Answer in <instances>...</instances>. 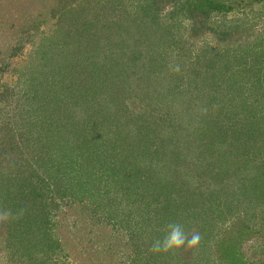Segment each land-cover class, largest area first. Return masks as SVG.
Instances as JSON below:
<instances>
[{"label": "trees", "instance_id": "1", "mask_svg": "<svg viewBox=\"0 0 264 264\" xmlns=\"http://www.w3.org/2000/svg\"><path fill=\"white\" fill-rule=\"evenodd\" d=\"M142 1L140 15L110 21L104 37L91 30L57 29L38 44L37 73L50 76L45 84L64 95L32 99L35 113L26 120L16 115V135L11 129V139L1 144L7 157L0 163V210L13 214L0 220V259L7 257L8 264L22 253L32 259L58 248L49 211L57 197L94 199L96 210L102 204L117 207L123 217L114 226L124 228L129 246H137L143 234L148 238L145 249L139 246L146 258L138 255L141 250L131 254L142 264L163 258L166 264H242L243 259L264 264V243L261 249L250 247L249 254L242 251L250 240L264 239V76L249 80V93L240 95L235 112L231 108L240 92L224 91L217 85L223 79L216 76L192 78L196 95L178 91L172 103L181 101L179 107L157 106L159 96L180 80L167 74L168 63L155 58L176 20L174 11L163 16L165 7L187 8L189 37L196 39L209 30L210 13L231 10V0ZM217 62L197 66L213 70ZM204 80L219 88L206 91ZM225 92L231 97L226 99ZM126 93L144 103L145 112L126 113ZM62 108L65 113L56 117ZM236 213L240 217L222 231L220 222ZM257 219L259 228L250 223ZM173 221L189 233L199 232V245L171 256L150 252L152 241L162 239Z\"/></svg>", "mask_w": 264, "mask_h": 264}, {"label": "rangeland", "instance_id": "2", "mask_svg": "<svg viewBox=\"0 0 264 264\" xmlns=\"http://www.w3.org/2000/svg\"><path fill=\"white\" fill-rule=\"evenodd\" d=\"M239 1L231 0L228 5H231V10L225 13L211 12L206 21L209 30L196 39L189 37L192 22L186 19L187 8L185 6L183 8V5L179 7L178 4H169L165 7L163 16H168L174 11L173 17L176 20L174 19L175 23L171 30L172 35L169 36V40H161L159 44L161 53L155 55V58L168 63L169 71L167 73L165 70V74L180 80L172 84V88L168 89L171 90L168 95L164 94L161 98L159 96L158 107L163 109L168 106L179 107L181 101L175 102L174 105L172 98L183 88L189 90L188 98L191 95L195 96L196 94L192 93L195 88H190L189 85V81L194 77L201 81L208 76L221 78L223 80L217 79L219 87L224 86V91L230 89L234 94L240 92V96L243 92L244 95L249 93L246 89L249 80L264 76V0L249 6L244 3L252 0H242L243 4ZM145 5L146 2L142 0H0V163L4 164L7 157L2 155L1 144L5 139H11V129H15L16 135V115L20 113L25 117L18 118V121L26 120L29 115L35 113L36 102L42 101L47 95L60 98L64 95L62 90L56 91L45 84L47 80H51L50 76L43 77L37 73L39 63L35 54L40 41L57 29L91 30L104 37L107 31L106 24L128 15H140L142 6ZM165 22L170 24V21ZM209 59L218 60V68L206 70L205 67L197 66L198 63ZM177 65L179 71L174 70ZM252 67L256 70H252ZM204 82L202 86L206 91L219 88L215 87L211 80ZM230 92L223 93L226 99L231 97ZM240 97L233 101L236 103V106L231 108L234 112L236 109L239 110L238 104L243 99ZM122 98L126 113L145 112L143 106L145 104L139 103L136 97L127 96L126 93ZM32 99L36 102H31ZM251 99L248 96L245 101L250 104ZM59 110H56V117L65 113L63 108ZM55 200V203L49 205V211L51 233L54 245L58 248L49 255L41 251L33 255L32 259L28 252L22 253L21 257L17 256L14 261H9V264L143 263L140 258L139 261L132 259L131 254L141 250L138 255L146 258L147 255L142 254L143 249L139 246L145 249L146 244H149L148 238L146 239L143 234L138 237L137 246H129L126 232L120 230L122 227L114 226L117 218L123 217L122 212V215L118 213L117 207L110 209L108 204H102L100 209L96 210L93 207L94 199L92 202L86 199L72 200L68 197L64 199L57 197ZM238 215L236 213L234 218L227 216L221 221L219 225L222 231L228 229L240 217ZM126 218L128 217L124 216L123 219ZM250 223H256L254 225L259 228L262 222L257 219ZM263 243L264 239H252L243 246L242 251L247 250L249 254L250 247L256 246V249H261ZM170 253L167 255L171 256ZM257 259L261 258L258 256ZM244 261L245 259L242 260V264ZM6 263L7 257L0 259V264ZM160 263L166 264L164 258Z\"/></svg>", "mask_w": 264, "mask_h": 264}, {"label": "clouds", "instance_id": "3", "mask_svg": "<svg viewBox=\"0 0 264 264\" xmlns=\"http://www.w3.org/2000/svg\"><path fill=\"white\" fill-rule=\"evenodd\" d=\"M179 71V66L177 65L174 69ZM11 210H0V220H7L12 217ZM23 215V210H20L16 217ZM202 237L199 232L192 231L189 233L185 230V227L180 222H169L167 224V231L163 238H156L152 241L150 246V252L154 254L160 253H170L178 251L182 248H195L199 245Z\"/></svg>", "mask_w": 264, "mask_h": 264}]
</instances>
